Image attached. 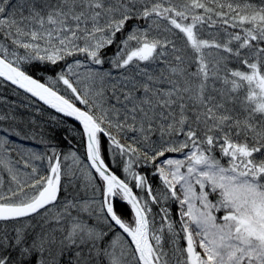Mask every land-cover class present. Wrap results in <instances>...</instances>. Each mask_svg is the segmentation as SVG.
I'll return each mask as SVG.
<instances>
[{
    "label": "snow or ice",
    "instance_id": "6c2138e0",
    "mask_svg": "<svg viewBox=\"0 0 264 264\" xmlns=\"http://www.w3.org/2000/svg\"><path fill=\"white\" fill-rule=\"evenodd\" d=\"M0 82L82 144L0 113V264H264V0H0Z\"/></svg>",
    "mask_w": 264,
    "mask_h": 264
},
{
    "label": "trees",
    "instance_id": "16d2710c",
    "mask_svg": "<svg viewBox=\"0 0 264 264\" xmlns=\"http://www.w3.org/2000/svg\"><path fill=\"white\" fill-rule=\"evenodd\" d=\"M253 2L259 4L260 0H253ZM139 23L143 24L144 22L141 21ZM81 59H83V57H81ZM32 74L36 78L42 79L47 75H54V72H41L32 70ZM4 112L15 113L18 119L22 118L24 121V123L18 125L19 128L35 129L37 133L43 134L44 139V142L42 143L39 134L35 139L26 140L12 136L10 139L13 141V144L12 150L10 151L9 155L13 162L19 160L21 156L27 152L28 149H31L33 152L41 154L45 157L42 160H30V163L35 165L40 170L41 174H45L48 166L47 156H50L52 154V149H55L58 153L61 154L62 162L64 154H67L71 151H76L78 154L82 153V144L80 136L78 135L79 126L75 122L45 107L23 92L14 90V87L9 85L8 83L0 82V113ZM53 117H56V119L54 120ZM9 123V121L0 122V127H7ZM169 155L175 156L176 158H181L179 154ZM217 155L219 154L217 153ZM25 158L27 159L28 157L25 156ZM66 163H70V161ZM17 167L20 168L21 172H31V168L24 169L22 164L17 165ZM137 170L142 174L147 171L153 185L155 186L159 184L158 178H153L151 176V169L146 170L141 167ZM115 171L117 172V174H122L120 172V169H115ZM0 175H4L5 179H7L6 173H0ZM76 183L78 184L79 181H76ZM7 188L8 184L6 183L3 190L7 191ZM73 194H75L74 191ZM64 195L65 193L62 191L61 199H63ZM80 197H85V193L83 191H80ZM169 205L172 212L171 218L178 221L179 206L172 202H169ZM153 210L154 212L158 211V206H153ZM122 211L125 215L129 214L126 207L122 209ZM36 221L37 222L35 223L33 219L32 223L34 225H40L42 223L40 219H37ZM54 226L56 227L57 225L53 222L49 225H46L45 227Z\"/></svg>",
    "mask_w": 264,
    "mask_h": 264
},
{
    "label": "water",
    "instance_id": "95a60500",
    "mask_svg": "<svg viewBox=\"0 0 264 264\" xmlns=\"http://www.w3.org/2000/svg\"><path fill=\"white\" fill-rule=\"evenodd\" d=\"M7 83V82H6ZM10 85V84H9ZM14 87V86H13ZM19 91H21V92H23L22 90H19ZM25 94V93H24ZM27 96H29L30 97V94H26ZM32 99H34V98H32ZM35 100V99H34ZM36 101V100H35ZM37 102H39V101H37ZM40 104H42L43 105V103L42 102H39ZM45 107H47L46 105H44ZM48 108V107H47ZM50 109V108H49ZM51 110H53V111H55L54 109H51ZM62 115V114H61ZM66 118H68V117H66ZM68 119H70V120H72L73 122H75L78 126H79V124H78V122H76L75 120H73L72 118H68ZM80 127V126H79Z\"/></svg>",
    "mask_w": 264,
    "mask_h": 264
},
{
    "label": "rangeland",
    "instance_id": "374dc122",
    "mask_svg": "<svg viewBox=\"0 0 264 264\" xmlns=\"http://www.w3.org/2000/svg\"><path fill=\"white\" fill-rule=\"evenodd\" d=\"M213 198H214V197H213ZM37 219H39V218H35V219H34L35 223L37 222V221H36ZM39 223H40V222H39ZM37 224H38V223H37ZM8 227L11 228L12 225H9ZM54 227H55V226H54ZM54 227H52V228H54ZM56 227H57V226H56ZM37 230H39V224L37 225Z\"/></svg>",
    "mask_w": 264,
    "mask_h": 264
}]
</instances>
